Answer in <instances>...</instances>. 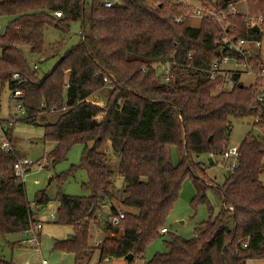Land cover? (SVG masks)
Segmentation results:
<instances>
[{
  "label": "trees",
  "instance_id": "trees-1",
  "mask_svg": "<svg viewBox=\"0 0 264 264\" xmlns=\"http://www.w3.org/2000/svg\"><path fill=\"white\" fill-rule=\"evenodd\" d=\"M102 1L0 0V23L5 21L0 33V85L6 83L11 93L21 91L22 121L43 127L44 142L54 144L46 156L53 165L66 157L72 145H84L79 164L71 166L69 173L84 171L87 182L82 188L91 193L57 194L54 222L71 227L72 234L55 241L52 249L72 255L73 264H87L96 249L89 244L91 229L102 218L106 235L95 264L107 258L135 264L164 235L166 252L144 264L264 262V182L260 180L264 174V92L244 86L238 72L231 74V90L222 89V76L215 81L207 78L204 71L214 62L237 56L221 48L224 30L214 20H199L197 26L189 18L177 23L181 8L169 0L157 4L121 0V5L112 8H104ZM238 1L214 0L213 4L220 8ZM244 1L247 17L264 21V0ZM73 23L79 24L78 42L47 74L37 77L28 68L23 49L45 56V30L67 35ZM227 24V33L234 38L260 41V30L253 32L240 14ZM237 60L240 63L242 58L237 56ZM155 64H169L172 79H158ZM247 64L253 74L264 75L258 53L248 57ZM15 73L20 80L12 79ZM56 110L61 111L55 120L46 123L43 114ZM244 118L253 119V129L260 135L251 131L244 135L238 146V167L227 172L222 184H201L192 175L200 163L196 158L221 156L228 149L231 119ZM10 130L4 131L7 138ZM107 142L124 183L121 204L129 212L113 206L104 212L112 200L113 172L101 151ZM171 148L177 165L171 162ZM14 163L12 153L0 151V237L21 234L33 217L24 183L12 171ZM186 177L194 185V202L208 207V220L192 239L170 234L165 227ZM207 190L219 201L216 215L207 201ZM48 202L43 193L36 198L39 206ZM119 214L123 218L111 225ZM128 255L131 261L125 260ZM0 264L12 263L0 257Z\"/></svg>",
  "mask_w": 264,
  "mask_h": 264
},
{
  "label": "rangeland",
  "instance_id": "rangeland-1",
  "mask_svg": "<svg viewBox=\"0 0 264 264\" xmlns=\"http://www.w3.org/2000/svg\"><path fill=\"white\" fill-rule=\"evenodd\" d=\"M90 3L91 0H86ZM193 2H200L204 5H212L204 0H193ZM235 9L243 16V19L248 20V26L257 25L260 30V46L254 50L258 53L260 60L264 62V21L261 19H249L247 17V7L244 0H239L235 3ZM193 20L192 24L197 26V19ZM5 21L0 23V33L3 31ZM79 24L73 23L70 26L67 35H61L52 28H47L44 32L43 42L46 51L45 56L30 55L26 48L23 53L26 59L28 68L36 71V76L41 78L47 74L57 63L60 57L79 40ZM43 58V59H42ZM226 67H232L230 64ZM156 76L158 79L163 77V65L155 64ZM239 71L240 82L244 86H255L260 92H264V75L258 76L255 74H247L243 67L236 68ZM64 95V94H63ZM11 91L6 83L0 85V145L4 140V131H9L8 143L11 153L15 156L16 161H26L27 168L22 174V181L25 188V196L29 203L30 209L33 212V219L35 225H41L38 231V246L29 245L26 240L28 236L21 234H9L5 237H0V257L3 260L11 262L12 264H41V260H45L47 264H73L72 255H68L62 259V253L53 250L52 246L55 241L69 238L72 234V228L56 224L50 219V215H56L57 208L56 196L58 193L68 196H89L90 190L82 188V184L87 182V176L84 171H76L69 173L71 166L79 164L81 154L84 148L82 144L72 145L66 157L52 164L47 154L54 148V144L45 143L43 138V127L41 125L35 126L33 124L22 121L25 114L22 110H18L19 101L11 99ZM96 98V97H95ZM103 102V100H99ZM63 110V108L61 109ZM61 110L49 111L44 113L46 123H51ZM11 119L12 126H8L7 120ZM253 119H231V130L228 137V148L238 147L244 135L251 131L255 136L260 135V131L253 129ZM44 123V122H43ZM88 145V144H87ZM89 146V145H88ZM101 151L107 156V166L113 172L112 175V200L104 209V212L109 213V207L113 206L116 211H131L121 204V200L125 196L123 193L124 183L120 175L116 172L117 160L111 155L110 144L104 143ZM171 162L177 165V156L174 148H171ZM212 164L209 165L205 156L196 158L200 162L192 170L193 177L201 184L207 187H214L220 185L228 172L226 164L222 162L221 157L212 158ZM13 171V170H12ZM14 173V172H13ZM260 180L264 182V174L260 176ZM43 193L49 202L45 206L36 204V198ZM195 189L189 177H186L182 182L178 197L166 218L165 227L170 234L178 236L182 239H192L200 230V224L208 220V207L205 203L194 202ZM206 198L213 207V215L219 211V201L211 190L206 191ZM56 217V216H55ZM101 219V220H100ZM41 222H40V221ZM105 220L97 219V224L91 229V239L89 244L93 246V242L99 240L106 235ZM166 234V233H165ZM167 236L154 241L149 245L144 253L143 259L137 261L135 264H142L150 261L155 254H162L166 252L164 241ZM99 249L93 250L91 259L87 264H95L98 260ZM104 264H126L122 259H114L111 261H104ZM252 264H264V262H257Z\"/></svg>",
  "mask_w": 264,
  "mask_h": 264
},
{
  "label": "built area",
  "instance_id": "built-area-1",
  "mask_svg": "<svg viewBox=\"0 0 264 264\" xmlns=\"http://www.w3.org/2000/svg\"><path fill=\"white\" fill-rule=\"evenodd\" d=\"M154 4L159 3V0H152ZM172 4H178L181 8V16L175 18V22L179 23L183 18L189 19H211L217 22L222 30H224L223 37L221 38V48L231 53L236 54L242 58V61L238 63L237 56L233 58L222 57L221 61H216L212 64V66L204 71L207 78L210 81H215L218 77L222 76L224 78L223 90H231L234 86V81L231 79V74L239 71L236 68L243 67L245 73L253 74L250 66L247 64V58L256 54L257 52L254 50V47L257 48L260 46V43L257 41H249L247 39H236L232 35L227 33L229 26L227 24V20L231 17L239 14L235 9V3L229 2L223 7L216 8L214 4L212 5H204L200 2H193V0H169ZM121 0H103L102 5L104 8H112L117 5H121ZM54 16L59 18L61 17L60 12H54ZM4 31V29H3ZM1 31V33L3 32ZM80 34V32H79ZM231 65L232 67H226L227 65ZM163 78L167 82L172 79V73L170 72V65H163ZM13 80H20V77L17 73L12 75ZM105 81V79H104ZM22 97V93L19 90H14L11 93L10 98L19 101ZM18 110H22L21 103L19 101V105L17 106ZM64 109V108H63ZM8 126H12L13 122L11 119L7 120ZM3 136L6 140L2 142L0 145V151L2 153H11V149L9 147L8 138L6 134L3 132ZM221 160L226 164V170L233 171L238 167V147H230L226 151L221 154ZM27 168L26 161H16L12 170L15 176L22 181V174L24 173V169ZM32 211V210H31ZM51 220L55 219V216L52 214L49 216ZM123 218L122 214H119L118 218H113L110 223L111 225H117L120 219ZM33 221V222H32ZM39 226L35 225L33 217L30 219V225L27 230H25L22 234L28 236L29 239L26 242L29 245L38 246V231ZM161 234L166 233L165 229L160 230ZM101 239L93 242V247L98 248ZM246 246V244H244ZM41 264H47L45 260H41ZM104 264V262H103ZM144 264V263H142ZM251 264V263H249Z\"/></svg>",
  "mask_w": 264,
  "mask_h": 264
},
{
  "label": "water",
  "instance_id": "water-1",
  "mask_svg": "<svg viewBox=\"0 0 264 264\" xmlns=\"http://www.w3.org/2000/svg\"><path fill=\"white\" fill-rule=\"evenodd\" d=\"M251 30L253 31V32H258L259 31V27L257 26V25H253L252 27H251ZM209 140H210V138H209ZM207 161H208V163H209V165H211L212 164V159H211V157H208L207 158ZM107 216V215H106ZM107 218V217H106ZM65 256V255H64ZM132 255H128V256H126L125 257V260L126 261H131L132 260ZM112 259L111 258H107L105 261L107 262V261H111Z\"/></svg>",
  "mask_w": 264,
  "mask_h": 264
},
{
  "label": "crops",
  "instance_id": "crops-1",
  "mask_svg": "<svg viewBox=\"0 0 264 264\" xmlns=\"http://www.w3.org/2000/svg\"><path fill=\"white\" fill-rule=\"evenodd\" d=\"M39 221H40V220H39ZM40 222H41V221H40ZM40 229H41V225H40ZM40 229H39V230H40ZM64 255H65V256H64ZM67 256H68V255H66V254H62V259H65ZM138 261H139V260H138ZM136 262H137V261H136ZM136 262H135V263H136Z\"/></svg>",
  "mask_w": 264,
  "mask_h": 264
}]
</instances>
